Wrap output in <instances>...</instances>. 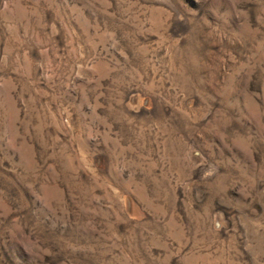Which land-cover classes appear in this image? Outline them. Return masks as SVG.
I'll use <instances>...</instances> for the list:
<instances>
[{
    "label": "rangeland",
    "instance_id": "1",
    "mask_svg": "<svg viewBox=\"0 0 264 264\" xmlns=\"http://www.w3.org/2000/svg\"><path fill=\"white\" fill-rule=\"evenodd\" d=\"M0 264H264V0H0Z\"/></svg>",
    "mask_w": 264,
    "mask_h": 264
}]
</instances>
